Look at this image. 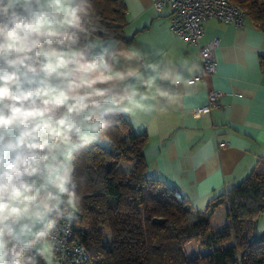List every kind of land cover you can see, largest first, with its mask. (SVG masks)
Wrapping results in <instances>:
<instances>
[{
    "label": "clouds",
    "instance_id": "obj_1",
    "mask_svg": "<svg viewBox=\"0 0 264 264\" xmlns=\"http://www.w3.org/2000/svg\"><path fill=\"white\" fill-rule=\"evenodd\" d=\"M98 31L92 0H0V264H61L82 151L118 116L178 102L174 64Z\"/></svg>",
    "mask_w": 264,
    "mask_h": 264
},
{
    "label": "trees",
    "instance_id": "obj_2",
    "mask_svg": "<svg viewBox=\"0 0 264 264\" xmlns=\"http://www.w3.org/2000/svg\"><path fill=\"white\" fill-rule=\"evenodd\" d=\"M264 30V0H230ZM98 37L124 39V0H92ZM110 139L82 151L81 211L74 232L88 250L86 264H264V235L255 236L264 214V155L238 184L201 210L181 190L148 177L144 131L124 115Z\"/></svg>",
    "mask_w": 264,
    "mask_h": 264
},
{
    "label": "crops",
    "instance_id": "obj_3",
    "mask_svg": "<svg viewBox=\"0 0 264 264\" xmlns=\"http://www.w3.org/2000/svg\"><path fill=\"white\" fill-rule=\"evenodd\" d=\"M124 3V39L102 38L139 49L146 62H171L181 73L177 103L161 104L137 122L124 115L146 133L145 173L179 188L193 209L201 210L244 179L264 155V30L248 18L243 28L209 18L200 43L217 40L216 69L188 88L183 80L201 70L197 46L173 36L166 11H156L152 0ZM191 62L199 70L187 73ZM211 90L219 92V106L194 116L192 110L207 103ZM254 234L264 235V214L256 219Z\"/></svg>",
    "mask_w": 264,
    "mask_h": 264
},
{
    "label": "built area",
    "instance_id": "obj_4",
    "mask_svg": "<svg viewBox=\"0 0 264 264\" xmlns=\"http://www.w3.org/2000/svg\"><path fill=\"white\" fill-rule=\"evenodd\" d=\"M152 5L158 12L166 11L173 36L197 46L201 70L198 74L188 78L192 82L213 73L216 69L214 49L217 46V40L212 39L200 43L207 20L215 18L233 24L236 28L245 26L244 11L230 0H152ZM218 96L219 92L211 90L207 103L192 110L193 115L198 116L203 112H208L212 107L219 106ZM218 144L227 145L228 142L218 140ZM61 238L63 239V234ZM67 240V255L61 264H86L89 259L88 250L74 232V221L70 225V234L67 236ZM75 248H82L84 251L78 253L74 251Z\"/></svg>",
    "mask_w": 264,
    "mask_h": 264
}]
</instances>
